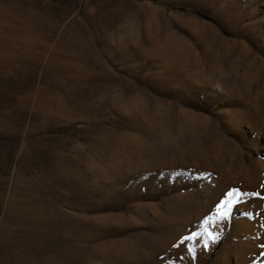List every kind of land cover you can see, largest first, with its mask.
Instances as JSON below:
<instances>
[{
  "label": "rangeland",
  "instance_id": "obj_1",
  "mask_svg": "<svg viewBox=\"0 0 264 264\" xmlns=\"http://www.w3.org/2000/svg\"><path fill=\"white\" fill-rule=\"evenodd\" d=\"M260 92L264 0H0V264H264Z\"/></svg>",
  "mask_w": 264,
  "mask_h": 264
},
{
  "label": "snow or ice",
  "instance_id": "obj_2",
  "mask_svg": "<svg viewBox=\"0 0 264 264\" xmlns=\"http://www.w3.org/2000/svg\"><path fill=\"white\" fill-rule=\"evenodd\" d=\"M244 194L238 193V190H233L232 192H229L227 194V197L225 200L221 201L217 205V212L216 215L219 217L221 221L227 219L231 215L232 206L234 204H237L240 202V198H242ZM209 221H206L208 223ZM210 237L215 240V236L212 233H209ZM185 239H190V237H186ZM183 243V241H181Z\"/></svg>",
  "mask_w": 264,
  "mask_h": 264
},
{
  "label": "bare ground",
  "instance_id": "obj_3",
  "mask_svg": "<svg viewBox=\"0 0 264 264\" xmlns=\"http://www.w3.org/2000/svg\"><path fill=\"white\" fill-rule=\"evenodd\" d=\"M220 73H223V71H220ZM253 94V93H252ZM262 93L260 92V93H258V94H256L255 96L253 95L252 97H253V100L254 101H256V103H257V112H259L258 114H257V116L259 115V118L261 119V124H264L263 123V121H264V95H262ZM247 96V95H246ZM244 100V99H243ZM250 109V108H249ZM261 110V111H260ZM235 112V111H234ZM249 112V111H248ZM261 113V114H260ZM256 115V114H255ZM249 116V115H248ZM247 116V117H248ZM250 117V116H249ZM234 118V117H233ZM235 120V119H234ZM220 145H222V144H220ZM224 146H226V145H224ZM223 147V146H222ZM219 148V147H218ZM225 149V148H224ZM235 149V148H234ZM219 150V149H218ZM204 152V151H203ZM224 152V151H223ZM205 153V152H204ZM218 153V152H217ZM221 153V152H220ZM219 154V153H218ZM222 154V153H221ZM206 155V154H205ZM218 157V156H217ZM219 157H221V156H219ZM228 157V156H227ZM222 158V157H221ZM224 159V158H223Z\"/></svg>",
  "mask_w": 264,
  "mask_h": 264
}]
</instances>
